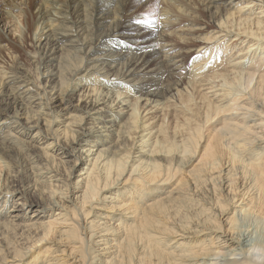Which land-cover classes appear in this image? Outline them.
<instances>
[{
  "label": "bare ground",
  "instance_id": "6f19581e",
  "mask_svg": "<svg viewBox=\"0 0 264 264\" xmlns=\"http://www.w3.org/2000/svg\"><path fill=\"white\" fill-rule=\"evenodd\" d=\"M160 1L155 22L132 12ZM31 2L33 26L0 0V55L30 38L43 70L0 67V264H264V18L235 11L264 0ZM208 72L218 102L197 104ZM173 106L171 131L147 118Z\"/></svg>",
  "mask_w": 264,
  "mask_h": 264
},
{
  "label": "rangeland",
  "instance_id": "374dc122",
  "mask_svg": "<svg viewBox=\"0 0 264 264\" xmlns=\"http://www.w3.org/2000/svg\"><path fill=\"white\" fill-rule=\"evenodd\" d=\"M54 1H56V0H54ZM63 1H65V0H63ZM96 0H83V4L85 5L84 7L86 8V9H89V10H91V12H92V9H91V7L93 6V2H95ZM27 2H28V6H27V10H26V14L29 16L28 17V19H27V21H28V23H31L32 24V26L35 24V10H36V5H37V3L35 2L34 4L31 2V0H27ZM163 1H160V2H158V4H145V2H144V6H143V8H140V9H138V8H132L133 9V11L132 12H135V15H137V16H139V17H141V18H146V20H147V23H149V22H152V21H154L155 22V20H157V18L158 17H160V16H162V13H161V10H163L164 8V6H165V4H166V2L164 3H162ZM31 3V4H30ZM239 3V4H238ZM237 4H236V6H235V8H236V10L235 11H237V9H239V8H244V11H243V15L245 16V15H248L249 13L251 14V16H252V18L254 19V18H260L261 20L264 18L263 16H264V14H262L261 12H262V9H260V7L261 6H259L258 4H256L255 5V7H252V8H250L251 9V11L250 12H248V13H245L246 11H248L249 10V8H245V5L246 4H244V5H240V2H238ZM245 3H247V1L245 2ZM55 5V4H54ZM61 5V4H60ZM60 5H58V6H60ZM192 5H196L197 6V2H194ZM157 6V7H156ZM131 9V10H132ZM15 14H16V16H17V19L16 20H14L15 22L18 20V17L20 18V22H21V25H22V27H24L23 29H21L22 31L24 30H27V27H25V24L23 23V18H22V15H20L19 16V13L18 12H15ZM120 14V13H119ZM130 14H133V13H130ZM196 17H197V21H199V19H203V16H202V13L200 12V11H197L196 12V15H195ZM120 17V19H122V17L121 16H119ZM70 18V17H69ZM18 25V24H17ZM10 30H14V27H12ZM37 30H36V28L34 29V35H36V34H38L39 32H40V30H38L37 32H36ZM233 31V30H232ZM215 34H217V39H220V41L218 42V43H220V47L222 46V49H225V48H230V47H233L235 44H238L237 46H236V48H235V51L234 52H237L238 50H240L241 48H243V46H242V44H240V42H241V40L239 41V40H237V38L235 37V33H232L231 35H226V33H223V34H218L217 33V31H212L211 32V35L212 36H216ZM185 35H187V37H190V34L188 35V33H186ZM223 36V37H222ZM225 36V37H224ZM191 37H194V36H191ZM38 38V37H37ZM173 41L177 44V46L178 47H180V48H183L185 45H178V40H176V38H174L173 39ZM32 42H31V39L29 38L28 40H26V42H25V44H24V46H23V49L22 50H14V49H12V48H10V46H7L6 48H7V52L5 53V54H2V55H0L2 58H1V60L0 61H2L3 63H4V65L3 64H0V65H2V66H0L1 67V69L4 71V72H12V70H13V67H15L16 65H17V63L19 64V66L20 67H22V69H24V70H26L27 72H29L30 73V76H32V77H35L36 75L37 76H40V74L43 72V70L42 69H37V64H34L33 62L35 61V59L33 60V62H32V58L30 59V54H33V45L31 44ZM2 45H4V44H2ZM193 46V45H192ZM189 47H191L190 45H189ZM229 51H230V49H229ZM228 51V52H229ZM227 52V53H228ZM227 53L225 54V52L222 54V57H221V55H220V58H222V60H224L223 62H224V64H226L224 67L223 66H221V70H223V71H226V70H230V68H233L232 67V65H234V64H236V63H238V62H235L234 61V58H231V55L233 54H231V55H228V56H226L227 55ZM254 53H256V55H258V54H261L260 53V51L258 52V51H254L252 54L251 53H249V55L246 57V58H244L242 61H243V66L244 65H246L248 62H249V59L253 56V54ZM7 54V55H6ZM215 52H211V55H210V57H209V60H207V61H205V63H203V61H201L203 64H201V65H206V66H210L211 65V60H215ZM226 56V57H225ZM242 56V55H241ZM5 57V58H4ZM8 57V58H7ZM204 57V56H203ZM14 58V59H13ZM196 58V57H195ZM202 58V57H201ZM3 59V60H2ZM197 60H199V59H197ZM14 61V62H13ZM200 62V63H201ZM22 64V65H21ZM12 65H13V67H12ZM198 65L199 64H195L194 63V61L192 62V59L189 61V66H188V68L190 69V70H199L198 69ZM8 68H7V67ZM10 66V67H9ZM194 66H195V68H194ZM12 67V68H11ZM40 66H38V68H39ZM6 68V69H5ZM5 69V70H4ZM39 72V73H38ZM38 73V74H37ZM211 75V72H208V73H206V74H204V75H202V76H200V77H198L197 78V81H198V83L196 84V88L193 90V94H194V96H195V101H196V103L197 104H200V102H201V99H203L204 97V95H207V97H209L211 100H214V102H218L217 100H215V97H212L213 96V92L212 91H214V90H219L220 89V87L219 88H215L214 90H211V85H210V83L211 82H213V80H208V79H206V78H208L209 76ZM112 79V83L115 85L116 83H117V79L116 78H114V77H112L111 78ZM216 83H213V86H215V85H217L218 83H217V81H215ZM42 83H43V80H42ZM45 84V83H44ZM82 88V87H81ZM79 90H80V88H78ZM190 90H191V88H190ZM217 92V91H216ZM79 93L80 92H78V94H76V98H75V100H74V102L75 103H77L78 105H80V104H82V103H78V97L77 96H79ZM221 94H222V92H217V97H220L221 96ZM172 103L171 104H175L173 101H171ZM178 108V109H177ZM175 107V106H173L172 108H170L169 110H168V112L167 111H160L161 110V108H159L158 110L157 109H155L153 112H155V113H152L150 116H148L147 118H149V117H153V118H155L154 120H153V122L154 123H157V122H159V120H162V118H163V116H165V114L167 113V116H166V123H168L169 124V127H170V131H171V128L172 127H174L175 125H176V123L178 122V121H180L181 119H182V114H181V110H180V108L179 107ZM165 112V113H164ZM74 113H77V112H74ZM113 119V117H107L106 118V120H112ZM100 125H109L107 122L106 123H104V124H100ZM110 126V125H109ZM92 140H95V141H97V139H95V138H92ZM94 146L95 145V143H92L91 144V146ZM86 149H89V146H84ZM91 148V151L94 149V151L96 150V148H93L92 149V147H90ZM57 155L58 154H60L59 152L58 153H56ZM58 158H60L59 156H58ZM200 159V158H199ZM198 159V160H199ZM11 164H12V166L14 165L12 162H11ZM69 165H71V163L69 164ZM84 167H86L85 166V164L84 165H79L78 167H76V172H74L75 173V175L77 176V175H79L80 173H81V168L83 169ZM85 173V172H84ZM75 178V177H74ZM74 181H76V179H74ZM26 196L28 197V199L30 200V201H32V202H36L37 201V197H35V196H30V194L28 193V194H26ZM75 197H77V196H75ZM14 200H15V198H14ZM16 201H12V203H10V208H9V206H8V209H11L12 207H13V204L15 203ZM28 212H29V209H28ZM56 212H58V210H56L55 211V213ZM244 223V225H247V226H249L248 224H250L251 225V221L250 220H246L245 222H242V224ZM263 235H264V231H263Z\"/></svg>",
  "mask_w": 264,
  "mask_h": 264
}]
</instances>
